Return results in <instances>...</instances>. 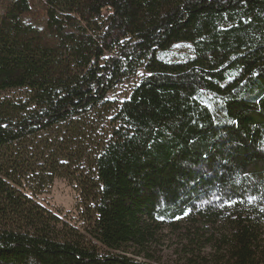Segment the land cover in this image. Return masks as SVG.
<instances>
[{"label":"trees","instance_id":"trees-1","mask_svg":"<svg viewBox=\"0 0 264 264\" xmlns=\"http://www.w3.org/2000/svg\"><path fill=\"white\" fill-rule=\"evenodd\" d=\"M180 43L192 56H162ZM16 90L0 264H161L167 240L168 264H264V0H0V92ZM62 179L79 228L35 200Z\"/></svg>","mask_w":264,"mask_h":264},{"label":"rangeland","instance_id":"rangeland-1","mask_svg":"<svg viewBox=\"0 0 264 264\" xmlns=\"http://www.w3.org/2000/svg\"><path fill=\"white\" fill-rule=\"evenodd\" d=\"M165 59L170 61H182L190 56H192L191 46L189 44H176L170 50L162 55ZM143 68H140L136 71L135 75L125 76L123 77L117 85H115V89L107 95V101L111 104H119L124 99L126 100L129 97L131 90L138 84L139 79L144 76ZM27 93L24 91H6L0 92V101L1 100H13L16 101L18 99L24 100ZM111 114H108L107 121L111 118ZM94 114L92 115V118ZM94 121L97 122V131L100 133L106 129V115L104 113L100 114L99 117H94ZM99 134L95 133L94 136H98ZM74 188L71 187L67 182L62 180H55L50 191L47 194L40 195L35 198L36 202L43 206L45 209L49 210L50 213H54L59 218L69 221L71 225L79 228L81 219L79 216V210L77 208L78 197L76 192H74ZM173 251L172 243L167 240L162 246V252L160 253L162 256L161 264H168L171 253Z\"/></svg>","mask_w":264,"mask_h":264}]
</instances>
